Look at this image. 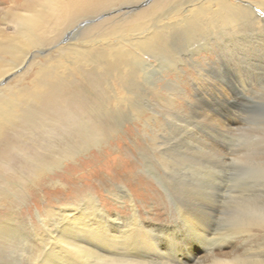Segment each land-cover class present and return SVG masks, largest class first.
<instances>
[{
    "label": "bare ground",
    "instance_id": "obj_1",
    "mask_svg": "<svg viewBox=\"0 0 264 264\" xmlns=\"http://www.w3.org/2000/svg\"><path fill=\"white\" fill-rule=\"evenodd\" d=\"M259 10L264 0H0V24L13 28L0 26V206L13 222L0 228V254L26 252V264H264L261 191L230 195L214 182L174 201L172 229L141 219L148 202L165 204L150 177L168 188L179 162L168 145L220 141L236 123L234 99L254 88L246 74L264 67ZM64 164L86 169L130 213H109L108 196L103 205L73 193L49 212L52 227L27 232L13 214L26 194L15 197L8 182L48 188L53 175L71 177ZM228 197L240 221L222 231ZM186 241L206 259L185 253ZM232 242L242 251L226 253Z\"/></svg>",
    "mask_w": 264,
    "mask_h": 264
},
{
    "label": "rangeland",
    "instance_id": "obj_2",
    "mask_svg": "<svg viewBox=\"0 0 264 264\" xmlns=\"http://www.w3.org/2000/svg\"><path fill=\"white\" fill-rule=\"evenodd\" d=\"M1 6H4V4H1ZM258 13L262 17L264 16V11L259 10ZM0 26H5L6 31L8 32L13 31L10 24H0ZM148 59L151 62L154 61L152 57H149ZM251 71L252 73L246 74V78L249 79L250 84L252 83L255 89L252 88V90L246 95L238 96L234 99L232 114L237 118V121L232 128L227 132H224V135L226 136H224L223 139L220 141L213 140L211 143L205 145H190L188 143L186 145V143L183 142L168 145V155L171 158L178 159L179 162L173 166V177L169 178L170 180L167 179V189H165L164 185L160 184L156 178L150 177V180L155 183L159 190L165 195V204L159 205L158 203L150 201L141 208V219L144 223L146 222V225L157 228V231L160 230L166 232L172 229L174 227V201L178 199L182 200V198L187 195L190 196L194 191L200 190L206 185H213L214 182L222 183L225 186L227 193H230V195L238 194L242 191L245 193H247V191H261L264 193V163L262 167L259 168L250 165L247 161L251 159L264 161V153L262 154V152H264V67H261L260 70ZM150 81L153 82L152 78H150ZM163 92L165 93V91ZM146 95L147 92H145V96ZM176 104L182 105L186 110H189L191 107V105L187 103V98L176 99ZM114 148L115 150L118 149L116 145ZM129 149L132 155H139L138 150L134 148V146L132 147L131 145ZM222 157L232 158L235 162L231 164V166L224 168L209 163L212 159ZM77 163L81 164V161L78 160ZM71 166L72 165L65 166L64 164L62 169H66L67 173L69 172L68 175L71 174V177L73 178L68 176L69 178L67 177L64 179L63 177L58 178V176L53 175L59 183L53 182L51 183L53 185L48 186V188L47 186L41 187L38 191H24V189L19 187L14 181L8 182V184L10 183L9 189L12 188L10 189L12 192L10 190L9 192L15 197H22L26 194L24 196L25 198L23 197V202L17 205L18 207H15V209L17 208L18 210H14L15 213L13 214L15 219L19 220L22 225L26 226L25 228L27 229V232L32 231V228H34L37 232L40 231L38 233L41 234L44 232L42 225L52 227V215L49 214V212L51 210L55 211L54 209L56 208L71 204V202L75 200L71 197H76L73 193L78 196L83 195L86 192L94 193L100 201V204L103 205L105 204L103 199L108 196L109 199H106L107 203L105 204V208L109 213L121 216L124 215V217L130 213L129 206L126 204H120L113 195L104 192V189L98 180L91 177L90 174H86V169H80L78 168V165H75V167ZM221 174H223V176ZM6 184L7 182L1 179L0 190H3ZM138 196L141 197L140 194ZM238 201V198L234 197H228L226 199L225 209L219 219L216 220V224L219 225V228L222 231L236 229L235 226L240 221L235 215V207L237 206ZM5 209L6 208L0 206L1 229L8 228L3 224L5 222L9 223L10 221V211ZM17 226L18 225H16V227ZM18 229L23 231L22 227H18ZM2 242L3 240L0 237V243ZM185 243L182 245V250L185 253L194 254L195 256L200 257V259H206L207 253L204 249L200 248L198 242L186 241ZM223 250L228 254L239 253L242 251L237 242H232L231 246L226 247ZM20 253L21 251L19 250H11L6 253H1L0 264H7L2 262L7 258H9L7 259L9 264H26L27 260L25 256L27 253L25 252V256L23 257H21Z\"/></svg>",
    "mask_w": 264,
    "mask_h": 264
}]
</instances>
